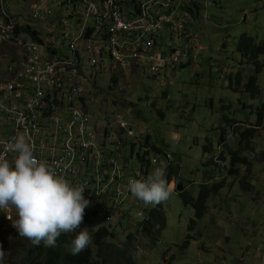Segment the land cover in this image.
<instances>
[{
    "label": "rangeland",
    "instance_id": "rangeland-1",
    "mask_svg": "<svg viewBox=\"0 0 264 264\" xmlns=\"http://www.w3.org/2000/svg\"><path fill=\"white\" fill-rule=\"evenodd\" d=\"M50 4L54 13L65 15L64 0ZM197 10L190 13L195 42L191 40L188 58L165 62L157 73L131 63L107 66L91 75L94 83L85 84L86 106L99 140L108 153L119 154L123 180L161 167L171 173L174 188L157 205L165 226L156 228L155 244L139 230L136 217V210L149 206L134 196L129 203L114 200L112 205L103 194H89L96 210L93 216L89 206L85 209L89 231L95 234L106 226L114 233L105 239L99 258L98 246L92 245L94 257L104 264H264V127L243 134L256 127L264 104V53H258L264 45V0H216L214 6ZM43 26H48L44 39L57 44L52 26L58 22ZM242 34L253 38L248 55L237 49ZM167 37L166 31L158 45L164 57L175 47L167 44ZM181 53L179 46L176 54ZM252 76L255 89L248 86ZM233 151L248 162L234 159ZM179 185L193 201H184ZM201 191L208 196L198 218L195 202ZM126 215L130 219L122 221ZM6 227L0 229L4 264H20L12 246L31 242L19 233H6Z\"/></svg>",
    "mask_w": 264,
    "mask_h": 264
},
{
    "label": "built area",
    "instance_id": "built-area-1",
    "mask_svg": "<svg viewBox=\"0 0 264 264\" xmlns=\"http://www.w3.org/2000/svg\"><path fill=\"white\" fill-rule=\"evenodd\" d=\"M132 1L64 0L62 16L54 13L50 0H0V153L13 136L23 134L38 159L85 187L83 195L103 194L112 205L114 200L129 203L133 197L127 191L129 180L146 179L148 173L123 180L119 154L108 153L99 140L86 106L85 84L94 83L91 75L107 66L131 63L157 73L165 62L188 58L195 42L190 13L200 5L216 4V0ZM49 20L58 22L52 26L57 44L44 39L48 26L43 25ZM166 31L167 44L175 47L164 57L158 45ZM179 46L181 56L176 54ZM6 155L12 161L16 154ZM146 163L149 167L150 161ZM151 164L155 166L157 159ZM147 209L136 210V217L143 220ZM16 218L14 210L0 211V229L12 226Z\"/></svg>",
    "mask_w": 264,
    "mask_h": 264
},
{
    "label": "clouds",
    "instance_id": "clouds-1",
    "mask_svg": "<svg viewBox=\"0 0 264 264\" xmlns=\"http://www.w3.org/2000/svg\"><path fill=\"white\" fill-rule=\"evenodd\" d=\"M7 153H15L14 160L9 161ZM84 189L67 180L48 161L38 159L23 134L13 136L0 153V211L14 210L17 218L12 220L13 227L33 246L43 243L45 247H55L62 232L80 228L90 204ZM127 191L147 207L167 201L174 188L165 169L157 167L146 179L129 180ZM92 243L93 235L84 227L72 241L71 252L78 254ZM6 258L0 245V264Z\"/></svg>",
    "mask_w": 264,
    "mask_h": 264
},
{
    "label": "trees",
    "instance_id": "trees-1",
    "mask_svg": "<svg viewBox=\"0 0 264 264\" xmlns=\"http://www.w3.org/2000/svg\"><path fill=\"white\" fill-rule=\"evenodd\" d=\"M253 38L247 36L246 34H242L238 40L237 43V49L243 53V54H250L246 50L249 49V45H252ZM258 53H264V45L258 47ZM258 54H254L253 57H257ZM113 80L116 81V77H113ZM252 89H255L256 86V77L252 76L250 79V82L248 84ZM264 127V104L259 111L258 115V123L256 124V127H249L245 133L243 134H249L253 135L258 129V127ZM249 140V138H247ZM249 147H251L250 141H248L247 144ZM234 152V159L242 160L244 162H248V159L246 157H240L237 154V151ZM139 156V154H138ZM168 160V165L171 164V156ZM171 167V166H170ZM167 168V167H166ZM166 178L169 182L172 181V175L171 173L166 169ZM179 194L183 197L184 201L186 203H189L190 201H193L194 198L190 195H186L183 189L179 190ZM208 192L201 191L198 200L195 202V209H196V217L200 218L203 216L205 210H206V198L208 196ZM84 197L87 199L89 197V193L84 195ZM89 208L91 209V203L89 204ZM92 210V209H91ZM89 214H92L95 216L96 210L93 209ZM163 212L161 209L157 207V205L150 206L149 211H147V215L143 220H137L139 223V230L143 232L145 235L154 238L153 244H155L156 241H158V234L160 231H155L158 226L162 228L165 226V219L163 216ZM129 216L126 215L123 220H126V222L129 220ZM122 223V222H121ZM137 223V224H138ZM123 224V223H122ZM9 226L4 228L6 233L12 235L15 233L18 234L17 229L11 228V224H8ZM195 225V219L191 222V227ZM84 227H90V222L88 219L83 220V224H81L80 228L76 229L73 232L68 233H61V235L57 238L56 246L55 247H45L43 243H41L39 246H33L32 244L29 246L23 245V246H15L13 245V250L20 254L21 257V263L20 264H104L102 263L98 258L102 254V247L104 245L105 239H107L110 236H114V233L109 230L108 227L104 226L99 228V230L93 235V243L92 245L98 246L97 256L98 258L94 257V250L92 248V245L85 250L81 251L78 254H73L71 252V243L74 240L77 233L80 231V229ZM190 227V228H191ZM90 229V228H89ZM2 232H0L1 234ZM132 237V235H130ZM190 242L187 241L186 246L189 245Z\"/></svg>",
    "mask_w": 264,
    "mask_h": 264
},
{
    "label": "water",
    "instance_id": "water-1",
    "mask_svg": "<svg viewBox=\"0 0 264 264\" xmlns=\"http://www.w3.org/2000/svg\"><path fill=\"white\" fill-rule=\"evenodd\" d=\"M183 188V185H179L178 189L181 190Z\"/></svg>",
    "mask_w": 264,
    "mask_h": 264
},
{
    "label": "crops",
    "instance_id": "crops-1",
    "mask_svg": "<svg viewBox=\"0 0 264 264\" xmlns=\"http://www.w3.org/2000/svg\"><path fill=\"white\" fill-rule=\"evenodd\" d=\"M198 10H199V8H198ZM198 10H197V11H198ZM195 11H196V10H195Z\"/></svg>",
    "mask_w": 264,
    "mask_h": 264
}]
</instances>
